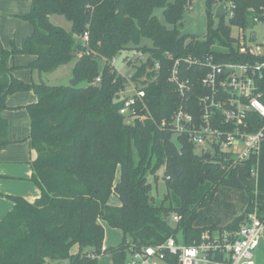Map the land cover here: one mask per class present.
Returning <instances> with one entry per match:
<instances>
[{"label":"trees","instance_id":"16d2710c","mask_svg":"<svg viewBox=\"0 0 264 264\" xmlns=\"http://www.w3.org/2000/svg\"><path fill=\"white\" fill-rule=\"evenodd\" d=\"M231 1L233 17L228 24L221 17L214 24V0H206V35L178 40L186 26L182 15L188 11V0H30L29 11L20 18L31 25L32 33L22 40L20 49L8 50L0 43V147L7 144V124L1 116L6 97L31 90L36 101L25 107L34 152L31 181L40 196L33 202L10 197L13 207L0 219V264H99L105 254H110L111 264H125L130 247L153 245L178 233L185 244H192L206 228H235L255 208L254 190L240 183L231 158L198 155L184 137L175 139L169 129L159 127L179 102L169 82L174 59L214 54L224 63L260 60L237 57L231 27L255 25L252 18L264 13L260 11L264 0ZM156 8H163L168 26L154 16ZM52 15L63 17L70 30L52 25ZM84 32H88L86 43L81 40ZM144 40L150 45H142ZM126 49L148 55L131 80L146 84L149 114L142 111L140 118L131 121L118 114L128 82L111 65ZM16 54L33 56L27 67L38 73L74 60L72 76L78 84L23 83L13 77L7 64ZM156 62L157 72L153 70ZM192 68L181 64L188 77ZM97 77L100 81L94 84ZM256 158L246 162L249 169H254ZM173 166L180 171L178 178L172 176ZM160 168L166 193L157 204L147 176L156 183ZM222 186L249 194L244 214L222 228L211 219L205 220L204 227H195L198 210L212 202ZM111 195L118 199V206L108 203ZM173 213L180 217L175 228L169 222ZM102 223L121 231L119 245L103 249Z\"/></svg>","mask_w":264,"mask_h":264},{"label":"built area","instance_id":"2783aa9c","mask_svg":"<svg viewBox=\"0 0 264 264\" xmlns=\"http://www.w3.org/2000/svg\"><path fill=\"white\" fill-rule=\"evenodd\" d=\"M203 3V8L200 2L199 5L205 15L206 0ZM221 5L225 6V14L217 16L215 11ZM211 8L213 20L221 17L229 23L233 17L231 0H214ZM191 11H195L193 2L188 5L187 13L192 15ZM249 11L255 13L253 9ZM260 11H264L263 7ZM252 21L264 26V13L256 14ZM232 27L237 30L233 35L237 57L260 60L245 58L243 62L224 63L218 62L214 54L174 59L169 82L179 102L169 119L162 120L159 127L169 129L175 139L184 137L198 155L226 154L237 167L257 157L259 144L264 139V103L261 100L264 99V36L259 41L251 28ZM81 39L86 43L88 32H84ZM123 51V63L132 62L133 69L147 61L148 55L138 49ZM134 60H139L140 64L133 66ZM112 62L113 59L111 65ZM181 64L193 67L191 76L181 70ZM159 68L156 62L153 70L157 72ZM134 73L126 80L133 94L121 95L118 109V114L129 121L140 118L142 111L149 114L144 101L146 84H135L131 80ZM99 81L97 77L93 83ZM249 171L250 175L254 173V169ZM179 220L174 213L169 216L170 223L176 224ZM263 235L264 216L254 209L246 213L235 228H206L192 244L179 243L175 236H170L153 245L130 247L125 264H255L253 252Z\"/></svg>","mask_w":264,"mask_h":264},{"label":"rangeland","instance_id":"374dc122","mask_svg":"<svg viewBox=\"0 0 264 264\" xmlns=\"http://www.w3.org/2000/svg\"><path fill=\"white\" fill-rule=\"evenodd\" d=\"M23 1L25 0H22V2ZM167 1L169 2L170 0H167ZM188 1L193 2L194 4L196 2H200L202 8L204 7V3H203L204 0H188ZM26 13L27 12L14 15L12 16L13 19L5 18L4 19L5 21L2 19L3 15L2 14L0 15V43L5 49L10 50L12 47L16 49H20L22 40L26 36L32 33V30L29 31V29H31L30 28L31 26H29V23L20 18V16ZM153 14L162 25L168 26L163 16V8L154 9ZM191 14L194 15V11H191ZM50 17H49V21L52 25L60 27L64 29L65 31L70 30V23L67 22L63 17L56 16V15H52ZM218 19H219L218 17L214 18V24L218 23ZM225 22L226 24H228L227 19H225ZM249 28H251V31L257 33L259 41H261L264 36V26L263 25H253ZM231 32H232V35H235L237 33V30L231 27ZM4 36L6 37V39ZM142 42H143L142 45L147 44V43L149 44V42L146 40ZM124 55H125L124 51L119 52L113 58L112 65L115 68L116 72L120 75H124L127 80V76L131 75L135 71L136 67L134 69L130 67L132 62H129L128 64H126L127 65L126 66L123 63ZM30 61L31 60L28 57L20 55V54H16L10 57L7 61V64L11 68L13 77L23 82V80L16 77V75L14 74L15 70L17 71L23 70L24 73L27 75L28 79H30L31 75L32 77H34V73H31V70H29V68L27 67ZM74 64H75V61L72 60L66 65L60 66L48 73L41 74L42 82L50 86L69 85L70 80L73 79L72 69L74 67ZM138 64H140V61L134 60L133 66L138 65ZM32 79H35V78H32ZM30 91L31 90H24V92H30ZM132 94H133V90L131 86L127 87L123 93V95L125 96L132 95ZM248 170H249L248 165L246 164L238 165L236 167L237 178L244 187L254 190L255 192L254 193L255 194L254 195L255 197L254 198V201H255L254 209H256L258 214L263 213L264 215V139L259 144L256 164L254 167V173L248 176L247 175ZM163 172H164L163 168H160L156 172V176L158 178L156 183L151 176H147L148 183L151 184V188H152L150 195L153 196L154 202L157 204L161 202L164 194L166 193ZM119 175H120V172L118 169L115 173L116 182L119 180ZM30 182L32 183V184L30 183L32 185V190L37 191V186L33 181H31V178H30ZM19 190L23 192L24 195H27L29 197H33L35 194L38 193V192L37 193L27 192L28 189L25 186L20 187ZM21 192H17L15 193V195H5L3 196L4 198L3 200L4 201L7 200L12 203L10 197L11 196H22ZM249 201H250L249 194L244 189L222 186L218 189V192L216 193L215 198L212 200V202L207 203L204 207L198 210V217L193 225L195 227H204L206 225L205 220L211 219L212 217L216 219L217 218L226 219L227 217L230 218L234 215L235 216L242 215L244 214L246 206L249 204ZM108 203L114 206L119 205V201L115 195H111L109 197ZM170 225L172 228L176 227L174 223H171ZM102 226L104 228L105 249L114 248L117 245H119V243L121 242V238H122L121 231L118 229L110 228L105 223H103ZM175 238L179 243L184 242V238L181 233L176 234ZM262 238H263V243L260 245V247H258L253 252L255 264H264V235ZM45 264H53V263L46 261ZM60 264H65V262H61ZM99 264H111L110 254L102 255L99 258Z\"/></svg>","mask_w":264,"mask_h":264},{"label":"crops","instance_id":"0c3cea01","mask_svg":"<svg viewBox=\"0 0 264 264\" xmlns=\"http://www.w3.org/2000/svg\"><path fill=\"white\" fill-rule=\"evenodd\" d=\"M30 5V0H25L23 2L22 0H0V15H3V20L5 18L13 19L12 16L14 15L28 12ZM29 26L31 25L29 24ZM30 28L31 29H29V31L32 30V27ZM23 56L28 57L31 61L34 59L33 56ZM31 73H34V77H32V75L31 77L35 79H32L30 77V81L23 70L14 71L16 77L23 80V82L27 84L42 82L41 74L45 73H38L37 71L32 70ZM35 101L36 96L32 91H20L10 94L6 97V109L1 113L2 118L6 121L7 124V144L0 147V219L13 207V203L7 200L4 201L3 196L15 195V193L21 192L19 188L24 186L28 189L27 192L38 193L33 197H29L21 192L22 196L20 197L26 199L29 202H33L40 196V190L38 189V187L37 191H33L31 185L32 183L30 182V178L32 176L30 162L34 158V152L31 150L28 141L30 118L28 112L24 108L29 103L31 104ZM260 215L264 216L263 213H260ZM239 216L241 215H234L230 218L227 217L226 219H216L212 217L211 220L217 228H222ZM262 243L263 238L260 241L259 247ZM103 249H105L104 241Z\"/></svg>","mask_w":264,"mask_h":264},{"label":"water","instance_id":"95a60500","mask_svg":"<svg viewBox=\"0 0 264 264\" xmlns=\"http://www.w3.org/2000/svg\"><path fill=\"white\" fill-rule=\"evenodd\" d=\"M215 14L217 16H223L225 14V6L221 5L220 7H218L215 11ZM182 18L185 21L186 26L179 33L177 37L178 40L186 38V37L202 38L206 35L207 19L200 8L199 2L195 3L194 16L188 13H184L182 15ZM254 37L255 36L253 34L252 38L254 39ZM77 84L78 82L75 79H72L69 82V86L71 87H75ZM205 157H209V154L206 153ZM171 172H172V176L175 178H178L180 176V171L175 166L172 167Z\"/></svg>","mask_w":264,"mask_h":264}]
</instances>
